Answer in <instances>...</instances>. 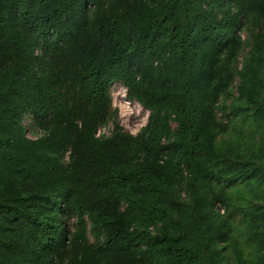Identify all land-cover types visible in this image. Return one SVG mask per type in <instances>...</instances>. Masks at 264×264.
Wrapping results in <instances>:
<instances>
[{
    "label": "trees",
    "instance_id": "obj_1",
    "mask_svg": "<svg viewBox=\"0 0 264 264\" xmlns=\"http://www.w3.org/2000/svg\"><path fill=\"white\" fill-rule=\"evenodd\" d=\"M0 264H264V0H0Z\"/></svg>",
    "mask_w": 264,
    "mask_h": 264
},
{
    "label": "rangeland",
    "instance_id": "obj_2",
    "mask_svg": "<svg viewBox=\"0 0 264 264\" xmlns=\"http://www.w3.org/2000/svg\"><path fill=\"white\" fill-rule=\"evenodd\" d=\"M243 38L246 37L247 32L243 29L241 32ZM248 48H245V51ZM241 57L239 56V65L241 64ZM239 80L235 78L234 82L230 87V95L226 98L225 104L231 106L233 98L236 97V88ZM109 96H110V109L106 119L99 124L96 136L97 137H110L114 132L115 125H118L123 129V131L128 132L132 135H136L147 123V118L149 112L141 107L138 103L134 101H129L126 98V89L119 82H112L109 86ZM216 118L218 121L225 123V119L221 113H216ZM233 116H230V120ZM237 119H239L237 117ZM22 125L25 129V135L30 139H36L41 136V132L34 126L31 116L26 115L23 118ZM235 133V132H234ZM67 161V153L64 158ZM222 213V209H220ZM88 237L90 242L93 241L90 233L88 232Z\"/></svg>",
    "mask_w": 264,
    "mask_h": 264
}]
</instances>
